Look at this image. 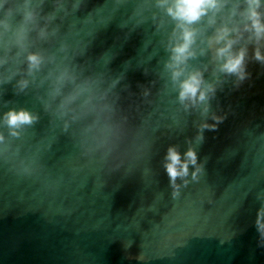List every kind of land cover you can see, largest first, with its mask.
I'll return each mask as SVG.
<instances>
[{
    "label": "water",
    "instance_id": "obj_1",
    "mask_svg": "<svg viewBox=\"0 0 264 264\" xmlns=\"http://www.w3.org/2000/svg\"><path fill=\"white\" fill-rule=\"evenodd\" d=\"M173 3L0 0V264H264V39L246 0H221L174 81ZM222 26L242 33L244 79L208 43ZM194 70L215 91L182 103ZM21 110L32 123L11 129ZM170 147L197 157L175 184Z\"/></svg>",
    "mask_w": 264,
    "mask_h": 264
},
{
    "label": "clouds",
    "instance_id": "obj_2",
    "mask_svg": "<svg viewBox=\"0 0 264 264\" xmlns=\"http://www.w3.org/2000/svg\"><path fill=\"white\" fill-rule=\"evenodd\" d=\"M246 2L248 23H245L243 31L253 33L255 40L259 42L261 39H264V23L261 22L260 13L257 11L260 6V0H246ZM224 7L225 4L221 3V0H174V3L167 8L168 14L178 22L176 27L179 30L178 36H176L174 30L173 35L176 36V42L171 47L172 55L167 65L172 72V79L174 81L183 76L185 71L184 66L187 61L196 55L193 45L196 42L197 31L192 25L200 21L202 17L208 15L209 12L213 15L209 18L208 23L210 26L213 25L216 13ZM233 15H235V12H233ZM31 18L32 13H26L25 19ZM4 27H8L6 22L4 23ZM233 32L236 33V36L235 38H230V34ZM241 38L242 33L239 29L222 26L216 29L215 35L208 43L209 45L213 43L221 45L216 49V59L223 61L219 65L220 71L226 74H235L239 79H244L246 49L241 47L238 51H233V46ZM255 59L264 62V55L261 54L259 48L255 51ZM27 60L30 73L33 70H37L42 62L41 57L35 53L29 54ZM20 85L22 88L26 87L27 81H21ZM203 85L202 72L200 70L190 72L186 78L180 80V101L182 103L189 101L192 105L206 101L208 94L214 92L215 89L212 85H208L207 87H203ZM33 119L34 117L24 110L19 112L9 111L6 114V122L11 129L18 128L23 124H30ZM216 119L218 120L219 118ZM202 127L214 128L215 125L204 124ZM12 135H17V133L13 131ZM0 140H3L2 136H0ZM185 156L186 159L182 161L180 153L174 147L168 149L165 168L170 182L173 184H175L178 177L182 178L188 175L189 164L196 165L197 157L193 149L189 148ZM193 176H195V173H193Z\"/></svg>",
    "mask_w": 264,
    "mask_h": 264
}]
</instances>
